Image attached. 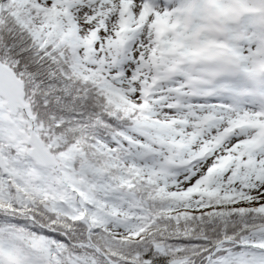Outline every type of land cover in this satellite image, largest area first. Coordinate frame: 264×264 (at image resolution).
Masks as SVG:
<instances>
[{
  "label": "snow or ice",
  "instance_id": "obj_1",
  "mask_svg": "<svg viewBox=\"0 0 264 264\" xmlns=\"http://www.w3.org/2000/svg\"><path fill=\"white\" fill-rule=\"evenodd\" d=\"M0 264H264V0H0Z\"/></svg>",
  "mask_w": 264,
  "mask_h": 264
}]
</instances>
